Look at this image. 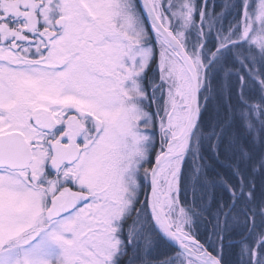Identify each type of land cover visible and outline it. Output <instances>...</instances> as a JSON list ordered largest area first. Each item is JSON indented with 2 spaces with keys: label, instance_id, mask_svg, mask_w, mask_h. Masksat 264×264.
Masks as SVG:
<instances>
[{
  "label": "snow or ice",
  "instance_id": "snow-or-ice-1",
  "mask_svg": "<svg viewBox=\"0 0 264 264\" xmlns=\"http://www.w3.org/2000/svg\"><path fill=\"white\" fill-rule=\"evenodd\" d=\"M0 264H264V0H0Z\"/></svg>",
  "mask_w": 264,
  "mask_h": 264
},
{
  "label": "rangeland",
  "instance_id": "rangeland-1",
  "mask_svg": "<svg viewBox=\"0 0 264 264\" xmlns=\"http://www.w3.org/2000/svg\"><path fill=\"white\" fill-rule=\"evenodd\" d=\"M217 2L219 3V2H220V0H217Z\"/></svg>",
  "mask_w": 264,
  "mask_h": 264
}]
</instances>
